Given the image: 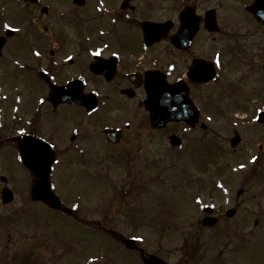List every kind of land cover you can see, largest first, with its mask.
<instances>
[{
	"label": "flooded vegetation",
	"instance_id": "obj_1",
	"mask_svg": "<svg viewBox=\"0 0 264 264\" xmlns=\"http://www.w3.org/2000/svg\"><path fill=\"white\" fill-rule=\"evenodd\" d=\"M254 1L242 2L243 18L264 31L246 9ZM210 10L215 26L208 25ZM250 26L247 35L237 34L224 44L219 0H0V218L6 217L14 231L15 222L44 211L88 216L74 196H63L58 188L73 178L74 165L92 163L91 155L100 151L123 166L125 177L117 183L109 163L105 180L129 210L132 197L141 199L168 180L164 169L175 175L179 160L170 155L183 154L190 156L189 165L183 163V187L192 186L190 167L212 165L217 178H210L213 183L195 179L199 189L194 199L207 188L223 193L224 202L218 205L219 198L211 195L195 221L175 227L184 229L179 264H238L253 229H264V219L252 222L256 207L263 211L253 191L257 180L264 182L262 108L254 110L247 101L241 110L246 114H227L222 103H213L216 97H207V87L218 84L221 90L235 91L256 70L264 73V59L255 63L256 43L232 48L253 35ZM256 46L264 55V43ZM212 73L211 80H203ZM164 99L169 111L185 110V117L154 126L149 106ZM223 115L226 121L260 129L233 126L224 134L211 123ZM48 151L55 155L50 177L54 192L71 214L34 196ZM5 189L11 191L5 198L9 201L3 198ZM110 212L111 207L106 214ZM17 232L29 237L23 229ZM10 243H0V264H60L63 259L58 251L31 252L27 242L11 253ZM144 250L138 245L141 256L154 254Z\"/></svg>",
	"mask_w": 264,
	"mask_h": 264
},
{
	"label": "rangeland",
	"instance_id": "obj_2",
	"mask_svg": "<svg viewBox=\"0 0 264 264\" xmlns=\"http://www.w3.org/2000/svg\"><path fill=\"white\" fill-rule=\"evenodd\" d=\"M219 1L221 3L224 44H229V40L237 34L247 35L246 31L251 25L252 28L250 29L254 36L243 37L242 41L234 42L232 48L238 51L245 46L244 42L247 44V49L251 43L263 45L264 31L256 23L251 21L248 23L247 19L243 18L247 17L245 13L243 14L242 9L244 0ZM256 45H254V50L257 54L255 58L257 66L264 59V55L261 52V47ZM261 72L263 71L256 70L251 74V79L246 81L247 83L241 88L236 87L235 91L229 88L221 90L218 88V84L210 85L207 87V97H216L217 100H214L213 103H222V108L230 115L236 111V114H246V111L241 113V110L246 107L247 101H252L254 110L264 108V73ZM227 75L230 74L227 73ZM219 97L222 99L218 100ZM210 101L208 100V103ZM224 116L211 122L217 126L216 129L224 134H227L233 126L247 130L260 129L255 127L256 125H254L255 128L249 127L247 122L226 121ZM234 117L240 121L242 119L235 115ZM109 148L106 150L112 151V148ZM215 152L216 150L213 151V154ZM91 156L94 158L92 163L84 162L83 166L82 164L74 165L73 167L78 169L72 171L73 178L65 186L61 183L60 189L58 188L63 196L69 194L70 197L74 196L81 204V208L89 211L88 216H84L85 212H82L76 221L74 218L63 214L44 211L35 216H25L22 222H15L14 231H12L11 224L8 225V219L3 217L0 218V243L6 246V243L11 242L9 244L11 253L21 249L25 242L29 245L27 248L31 252H35L37 249H44L45 252L48 250L58 251L63 258L60 264H142V256L139 251L134 250L135 248H127L121 241V237H143V239L136 240L146 252H160L170 263L179 264L178 259L182 252L180 243L183 239L182 232L184 229H176L175 227L182 226L185 222L188 223V220L195 221L198 213L201 212L200 206H205L213 200L211 195L219 198L218 205L224 202L220 198L223 193L216 189L207 188H203L202 197L195 200L194 196L198 195L199 186L194 180L201 178L205 179L206 183H213L210 178H217L216 169L212 168V165H207L203 169L197 168L198 166L190 167L192 186L184 185L183 187V183H185L183 163L189 165L190 156L174 154L170 155L172 160H179L178 164L176 163L177 168H174L173 173L175 175L172 176V171L164 169L162 173L168 180L164 181V184L162 181L160 184L158 183L159 185L155 186L154 189L144 193L141 199L139 196L132 197L130 199L131 207L127 210L126 201L116 199L117 197L112 194L104 179L109 163H111L112 177L117 183L120 182L121 178L125 177L123 166L121 168L120 165L116 166L114 159L110 158L111 153L108 152L100 151ZM167 161L169 160L167 159ZM173 163L174 161L169 162L168 166L172 168ZM227 172L228 174L231 173L228 180L234 186L233 172L231 170ZM223 177L227 178L226 176ZM60 178L62 179L63 175ZM169 178L171 179L169 180ZM173 184H177V187H174ZM109 185L112 186V184ZM263 186L264 182L259 180L253 186L254 193L259 194L258 204H261L263 211L256 207L252 222L254 218L264 219V193H261ZM71 203L74 205V202ZM109 207L112 209V214L106 217L109 221L106 220L108 226L105 230L104 223L106 225V222L102 213L108 211ZM258 215L260 216L257 217ZM87 219L94 221L95 226L85 224ZM79 221L84 222V224H80ZM19 229L27 232L29 236L27 240L22 238L21 231L17 232ZM214 231L211 230L210 232ZM253 231L250 240L249 238L247 240L245 249L237 256L238 264H264V229H253ZM210 232L203 233L210 234ZM9 236L12 237L11 241L8 240ZM3 251L7 252L8 249ZM187 252L184 250L183 253L187 256ZM91 255L92 257L88 258ZM201 264H211V262L203 261Z\"/></svg>",
	"mask_w": 264,
	"mask_h": 264
},
{
	"label": "water",
	"instance_id": "obj_3",
	"mask_svg": "<svg viewBox=\"0 0 264 264\" xmlns=\"http://www.w3.org/2000/svg\"><path fill=\"white\" fill-rule=\"evenodd\" d=\"M247 9L259 20L264 24V0H256L251 6H248ZM213 26H215V22H213ZM213 73L207 77H205L203 80H209L212 78ZM187 99V96H186ZM188 103L185 99L183 103ZM150 103V102H149ZM185 103V106H186ZM152 114V122L154 126H161L164 125L169 119H177L180 117H185V110L179 111H169L167 100L164 99L155 106L151 104L149 106ZM185 109V108H183ZM260 115L263 116L264 120V110L260 112ZM176 137H172V141L174 142ZM174 144H176L174 142ZM236 144V141H234V145ZM48 159L46 160V168H45V175L38 179L39 184L34 185V196L36 199H41L45 201L47 204H49L52 207L56 208H64V205L61 203V201L55 196V194L52 191V187L49 180V175L51 173V163L53 159V152L48 151ZM39 178V177H38ZM5 198H9L10 193L4 191ZM8 200V199H7ZM214 221H211L210 224H213ZM126 244L129 247H135L133 240H125ZM145 264H167L163 260L152 257L147 258Z\"/></svg>",
	"mask_w": 264,
	"mask_h": 264
},
{
	"label": "snow or ice",
	"instance_id": "obj_4",
	"mask_svg": "<svg viewBox=\"0 0 264 264\" xmlns=\"http://www.w3.org/2000/svg\"><path fill=\"white\" fill-rule=\"evenodd\" d=\"M36 55H37V56H39V55H40V53H39V52H37V53H36ZM69 59H71V57H69ZM216 62H217V64H219V63H220V61H219V58H217V61H216ZM21 131L23 132L24 130L22 129ZM53 147H54V145H53ZM252 160H253V162H255V161L257 160V157L253 156V157H252ZM55 163H57V164H58V163H59V161H55ZM240 167H241V168H244V167H245V165L241 164V165H240ZM52 187H55V185H52ZM136 239H143V237H136Z\"/></svg>",
	"mask_w": 264,
	"mask_h": 264
}]
</instances>
